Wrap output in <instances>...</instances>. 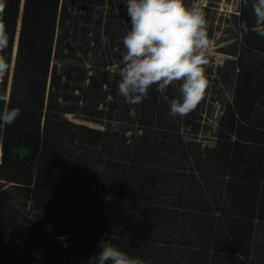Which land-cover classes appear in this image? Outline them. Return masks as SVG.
Instances as JSON below:
<instances>
[{
	"label": "trees",
	"instance_id": "1",
	"mask_svg": "<svg viewBox=\"0 0 264 264\" xmlns=\"http://www.w3.org/2000/svg\"><path fill=\"white\" fill-rule=\"evenodd\" d=\"M125 3L0 0V111L21 110L0 124V264H93L101 240L152 264H253L264 226V37L240 28L214 142L181 171L168 165L186 148L156 131L167 96L153 87L132 103L118 93ZM238 20L253 23L251 0Z\"/></svg>",
	"mask_w": 264,
	"mask_h": 264
},
{
	"label": "clouds",
	"instance_id": "2",
	"mask_svg": "<svg viewBox=\"0 0 264 264\" xmlns=\"http://www.w3.org/2000/svg\"><path fill=\"white\" fill-rule=\"evenodd\" d=\"M130 30L123 37L124 54L120 61L118 93L127 101L140 103L149 89L164 95L179 83V97L169 101L173 116L194 111L209 86L205 66L209 38L203 7L185 0H126ZM253 23H241L243 33L264 37V0H251ZM8 34L0 28V53L7 47ZM0 80L8 71L6 57L0 54ZM0 104H9L6 90H0ZM18 107L0 111V124L11 126L19 118ZM93 264H152V260L130 255L110 240H101L91 258Z\"/></svg>",
	"mask_w": 264,
	"mask_h": 264
},
{
	"label": "rangeland",
	"instance_id": "3",
	"mask_svg": "<svg viewBox=\"0 0 264 264\" xmlns=\"http://www.w3.org/2000/svg\"><path fill=\"white\" fill-rule=\"evenodd\" d=\"M243 0H193L204 9L207 22L209 48L208 64L205 66L209 86L197 108L186 116H173L169 112V101L179 97V83L173 84L165 93L168 98L165 109L160 111L162 120L156 131L171 134L186 148L177 155L176 162L168 165L181 171L192 167L191 157L199 147L210 146L215 139V130L223 105L232 98L236 64L239 54L240 25L239 7ZM69 120L100 128L99 124L68 115ZM194 150V151H193ZM169 164V163H168ZM253 264H264V226L257 229L254 241Z\"/></svg>",
	"mask_w": 264,
	"mask_h": 264
},
{
	"label": "water",
	"instance_id": "4",
	"mask_svg": "<svg viewBox=\"0 0 264 264\" xmlns=\"http://www.w3.org/2000/svg\"><path fill=\"white\" fill-rule=\"evenodd\" d=\"M16 54H17V46H16V50H15V54H14V61H15V58H16Z\"/></svg>",
	"mask_w": 264,
	"mask_h": 264
},
{
	"label": "snow or ice",
	"instance_id": "5",
	"mask_svg": "<svg viewBox=\"0 0 264 264\" xmlns=\"http://www.w3.org/2000/svg\"><path fill=\"white\" fill-rule=\"evenodd\" d=\"M2 8H3V5L0 4V10H2ZM0 28H2V25H0ZM0 67H2V66H0Z\"/></svg>",
	"mask_w": 264,
	"mask_h": 264
},
{
	"label": "bare ground",
	"instance_id": "6",
	"mask_svg": "<svg viewBox=\"0 0 264 264\" xmlns=\"http://www.w3.org/2000/svg\"><path fill=\"white\" fill-rule=\"evenodd\" d=\"M16 46H17V44H16ZM16 46H15V50H16ZM0 157H1V152H0Z\"/></svg>",
	"mask_w": 264,
	"mask_h": 264
}]
</instances>
